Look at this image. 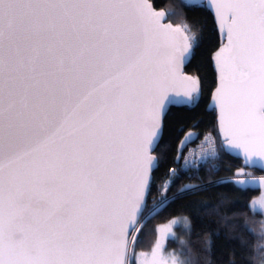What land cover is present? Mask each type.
Returning a JSON list of instances; mask_svg holds the SVG:
<instances>
[{"label": "snow or ice", "instance_id": "1", "mask_svg": "<svg viewBox=\"0 0 264 264\" xmlns=\"http://www.w3.org/2000/svg\"><path fill=\"white\" fill-rule=\"evenodd\" d=\"M180 7L212 10L227 40L213 56L211 106L223 141L205 133L209 148L184 156L157 182L170 149L161 147L169 109H193L201 98L199 77L183 67L200 47L202 26L183 12L179 25L162 23L178 13L156 11L152 0H0V264H132L133 229L200 187L167 194L189 166L227 152L264 170V0H180ZM195 127L173 162L198 138ZM235 175L245 177L231 180L238 187H264V179ZM248 207L264 212V192ZM181 225L191 232L188 217H173L139 264H196L173 230ZM248 231L264 236V228ZM169 237L179 239V251L166 252ZM205 243L210 251V238ZM260 248L250 246L249 264Z\"/></svg>", "mask_w": 264, "mask_h": 264}, {"label": "trees", "instance_id": "2", "mask_svg": "<svg viewBox=\"0 0 264 264\" xmlns=\"http://www.w3.org/2000/svg\"><path fill=\"white\" fill-rule=\"evenodd\" d=\"M156 10L174 8L178 15L167 18L172 25L177 26L182 22L183 12L189 21H195L203 28L202 41L196 50V55L191 62L184 67V72L196 75L200 79L201 98L197 107L193 109L172 107L165 118V133L161 141V147L170 145L166 153V162L156 171L157 182L169 168H179L181 157L173 162L177 145L182 135L193 128L202 136L211 132L216 138L217 145L223 141L217 127V116L215 110L208 109L210 94L216 85L218 70L214 64V53L222 46L218 32L215 27L213 16L205 8H181L180 0H152ZM183 126V131L179 129ZM159 151V149H157ZM183 152V151H181ZM182 156V155H181ZM214 164L219 165L217 171H212ZM243 169L252 175H264V170L245 167L243 162L231 156L230 153L221 152L220 158L212 157L202 160L196 169L182 171L179 178L171 185L168 195L173 193L183 184L199 185L195 191H186L183 195L177 196L174 202L169 203L158 216L149 220L142 230L141 225L136 229L134 236L138 239L135 242L136 252H150L156 238L157 226L173 217H188L191 221V232H184L182 239L188 241V247L196 257V264H249L248 256L250 246L260 245V236L251 234L248 229H255L260 233V222L263 215L249 210V202L260 191L259 187H238L231 183V177L235 176L237 170ZM226 178V179H225ZM158 194L157 188L152 189V196L149 197L151 204L152 197ZM225 217L228 219L225 220ZM247 222V226H245ZM181 227H177L180 230ZM210 238V251H205L206 239ZM132 244V240H131ZM131 247V245H130ZM167 247L180 250L179 240L169 239ZM262 248L255 254L257 264L263 257ZM135 264V255L132 261Z\"/></svg>", "mask_w": 264, "mask_h": 264}, {"label": "rangeland", "instance_id": "3", "mask_svg": "<svg viewBox=\"0 0 264 264\" xmlns=\"http://www.w3.org/2000/svg\"><path fill=\"white\" fill-rule=\"evenodd\" d=\"M241 171H242L243 173H247V172H245L243 169H241ZM236 173H237V172H236ZM249 174H250V173H249ZM250 175H251V178H253V179L257 180V181H259V180H261V179H264V175H252V174H250ZM244 178H245V177H244L243 175H235V176L231 177L230 179L232 180V179H244ZM246 187H259V188H260L259 193H258L254 198H259V197L261 196V193L264 192V187H261V186L255 185V184H249V185L246 186ZM254 198H252V200H253ZM252 200H251V201H252ZM257 207H259V206H257ZM257 212L263 215V220H264V212H262V211H257ZM170 221H171V219L168 220V221H166V222H164V223H161L160 225L157 226V232H156V238H155V241H156L157 239H160V237H161V233H160L159 230H160L161 228L166 227L167 224H168ZM139 226H140V225H138V227H139ZM138 227H137V228H138ZM177 227H181L180 230L177 229ZM262 228H264V226H261V229H262ZM173 230H174V232L176 233V235H177L178 238H181V237H182V234H183L184 232H186L182 225H181V226H174ZM135 231H136V230H135ZM260 232H261V230H260ZM134 234H135V232H134ZM133 236H134V235H133ZM169 239H173V238L169 237V238L166 240V242H165V243H166V252H171V251L173 250V249L167 247V242H168ZM174 240H175V241H176V240L178 241L179 239H174ZM155 241H154L152 247L155 246ZM260 245H264V236H260ZM150 252H151V250H150ZM150 252H147V253H149V255H150ZM139 253H140V252L137 251L136 254H135V264H139ZM262 254L264 255V248H262ZM263 257H264V256H263Z\"/></svg>", "mask_w": 264, "mask_h": 264}, {"label": "water", "instance_id": "4", "mask_svg": "<svg viewBox=\"0 0 264 264\" xmlns=\"http://www.w3.org/2000/svg\"><path fill=\"white\" fill-rule=\"evenodd\" d=\"M154 10H156V9L154 8ZM156 11H160V10H156ZM208 11H209V12L211 13V15L213 16V20H214L215 27H216V30H217V27H218V26H217V22H216L215 17H214V12H213L212 10H208ZM162 23H164V24H172V23H171L170 21H168L167 19H164V20L162 21ZM173 27H175V26L173 25ZM217 32H218V30H217ZM218 35H219V38H220L221 42H222V40H223V43H226V42H227L226 37H222L221 34H220L219 32H218ZM185 66H186V65H185ZM185 66H184V67H185ZM184 67H183V72H184ZM184 74H185V75H190V74H187V73H185V72H184ZM218 75H219V74H218ZM217 86H218V77H217V80H216V85H215V87L213 88V90H212V92H211V94H210L209 103H208V109H209V110H215V112H216L218 132H219V134H220V136H221V138H222V140H223V134H222V133L220 132V130H219V123H218L219 109H218V108H212V107H211L212 104H213L212 96H213V93H214V91H215V89H216ZM188 131H189V130H188ZM188 131H186V132H188ZM186 132H185V133H186ZM185 133L182 135V137H184ZM182 137H181V138H182ZM181 138H180V140H181ZM196 139H197V138H196ZM196 139H194L192 142L188 143L186 146H181L180 151H184V150L186 149V147H187L189 144L193 143ZM180 140H179V141H180ZM178 144H179V142H178ZM231 156H233L234 158H238V159H240V160L243 162L244 166H245V163H244L245 158H244V156H243L242 153H241L238 157H237L236 155H234V154H231ZM245 167L261 169V165H260V164H255V165H250V166H245ZM138 225H139V224H138ZM138 225H137V227H138ZM135 230H136V229H133V231L129 234V244H130V245H131V240H132V237H133V235H134Z\"/></svg>", "mask_w": 264, "mask_h": 264}, {"label": "built area", "instance_id": "5", "mask_svg": "<svg viewBox=\"0 0 264 264\" xmlns=\"http://www.w3.org/2000/svg\"><path fill=\"white\" fill-rule=\"evenodd\" d=\"M206 133H208V132H206ZM204 134L202 136L198 137L193 143L189 144L186 147V149L182 152L181 161H180L181 165H184V163H185L184 156H187L190 160L196 159V158L201 156L202 152H204L205 150H207L209 148V145L207 143H202V140L204 139ZM212 136L215 138L213 133H212ZM215 141H216V138H215ZM216 144H217V142H216ZM201 161L202 160H200V162ZM199 163H198V165H199ZM198 165H197V167H198ZM196 168L189 166L187 168V170L196 169Z\"/></svg>", "mask_w": 264, "mask_h": 264}]
</instances>
